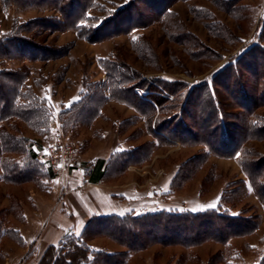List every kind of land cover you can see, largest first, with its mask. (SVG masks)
Returning <instances> with one entry per match:
<instances>
[{"label":"rangeland","instance_id":"1","mask_svg":"<svg viewBox=\"0 0 264 264\" xmlns=\"http://www.w3.org/2000/svg\"><path fill=\"white\" fill-rule=\"evenodd\" d=\"M90 1L92 6L83 24L88 29L97 28L113 15L119 17L131 0ZM143 1L147 2V6L140 7L145 10L143 22L134 15L136 10L133 18L119 17L111 25L119 27L118 33L103 41L90 42L80 38L74 30H61L34 39L41 46L57 49V58L37 61L27 57L0 59L1 71L20 75L17 86L23 96L20 101L24 104L37 102L44 112V121L36 126L17 118L0 123V136L4 130L23 138L22 151L26 150L17 154L0 151V264H39L44 254L39 259L34 241L37 236L41 237L46 247L47 241L53 240L57 229L48 225L54 217V208L59 204L65 206L67 198L73 199L80 191L90 195L96 190L110 193L109 199L122 208L135 203L131 205L136 206L132 215L154 211L194 213L214 210L221 205L230 209V214H242L258 225L252 234L233 238L225 245L207 243L187 249L153 244L129 253L126 264H264L263 194L252 188L241 165L244 159L263 163L264 139L253 136L241 146L246 134L237 131L241 133L237 136L232 130L231 139L242 151L231 157L209 153L207 145L200 143L204 139L201 135L198 136L199 143L192 139L186 144L177 142L156 125V120L157 123L162 121L164 115L148 98L153 94L168 102L174 101L173 93L161 82L167 85L183 82L191 86L206 83L213 88L212 77L229 61L256 44L264 49V0ZM169 1L168 12L159 19L155 15L157 10ZM229 1L236 4L235 13L222 9V4ZM151 3L157 8L153 10ZM41 18L61 20L60 14L50 8H6L0 1V36L7 34L14 23L25 24ZM134 23L140 25L133 27ZM26 35L31 36L30 33ZM198 51L203 53L201 57L195 56ZM107 60L123 63L153 86V91L135 89L136 94L155 106L153 123H149L143 110L127 101L126 96L120 98L107 90L108 75L104 64ZM254 65L247 66V72H244V82L250 88L256 82L255 74L262 72L259 62ZM250 67L255 71L254 75ZM218 94L221 106L229 116L228 124L234 125L233 129L242 127V118L234 120L231 116L243 111L232 103L224 87ZM77 97L79 99L71 107H66ZM83 103L91 109V114H83ZM254 115L257 119L251 116L248 121L264 125V121H259L264 119V106ZM51 142L58 143L61 148H71L73 159L66 172L55 173L51 169L53 177L48 178L44 176L47 172L44 165L38 162L43 172L38 181L11 184L4 180L2 158L24 162L28 150L39 147L44 150ZM133 150H139L134 156L136 162L126 168L119 167L118 154ZM98 161L104 162L105 176L99 183L92 184L88 172ZM227 195L231 199L223 200ZM213 202L217 207L208 208L207 205ZM93 218L90 217L87 224ZM6 231L11 234L4 235ZM80 235L69 231L62 240ZM88 244L93 251L125 252L105 237L91 236Z\"/></svg>","mask_w":264,"mask_h":264},{"label":"trees","instance_id":"2","mask_svg":"<svg viewBox=\"0 0 264 264\" xmlns=\"http://www.w3.org/2000/svg\"><path fill=\"white\" fill-rule=\"evenodd\" d=\"M0 1L6 8L16 7L21 10L50 8L60 14L61 20L41 18L25 24L14 23L7 34L0 36V59H22L27 57L32 61L47 60L59 56L57 49H48L41 46L39 41L34 40L37 36L50 35L61 30H74L80 38L90 42L103 41L118 33L119 27L117 25L112 27L111 25L119 17L130 16V18H133V11L136 10L137 12L134 15L138 16L140 23L143 22L141 20H144L145 10L140 7L141 5L147 6V2L143 0H131L121 10L119 17L113 15L97 28L88 29L83 24L88 19V10L92 6L90 0ZM171 1L163 3L158 10L156 9L157 14L155 15L159 19L168 12ZM151 5H153V10L157 8L156 4L151 3ZM235 5L232 1L225 2L222 4V9L232 14L237 11ZM156 19L158 20V18ZM132 25L136 27L140 24L134 23ZM111 30H113V33L109 34ZM27 33H30L31 36L26 35ZM194 54L196 57H201L203 53L198 51ZM256 62H259L262 72L255 74V71L250 67L252 75L255 74L256 81L254 86L250 88L247 82H244V72L250 64L254 63L255 67ZM104 64L108 75L107 86L110 89L106 87H103V89L109 90L112 95H119L120 98L126 96L127 101L142 109V113L146 115L149 123H153L155 106L152 102L141 98L135 93L136 88L153 91V86L148 85L146 80L140 79L136 72L123 63L107 60ZM19 81V73L0 70V123L11 118H17L33 122V126L39 125L44 121L43 108L37 102L24 104L20 101L23 96L18 91ZM156 81L161 82L160 80ZM161 83L173 93L175 96L174 101L168 102L166 99L153 94H150L151 97L148 98H151L154 104L160 107V113L164 115L162 121L157 123L156 120V125L162 133L172 140L186 144L192 139L193 142L199 143L200 137L198 138V136L201 135L204 139L203 141L200 140V143L203 142L207 145L209 153L231 157L235 156L236 153H240L242 151L240 147L249 141L251 137L254 136L258 140L264 139V125L258 124V121L254 123L248 121L251 116H255L254 118L257 119V115L254 114L260 107L264 106V49L260 45L256 44L246 50L214 74L212 77L213 88L206 83L201 84V86H191L183 82L170 85L164 82ZM223 87L232 103L243 111L242 114L237 113L231 116L234 120H238V117L242 118L244 124L238 129H233L234 125L228 124L229 116L226 115L218 99V90ZM82 105L83 114L92 113L91 109H87L84 103ZM259 121L262 122L264 119ZM232 130L236 131L235 134L237 131L246 134L243 141L240 142V144L243 142L241 146L232 141ZM194 131L198 134L195 135ZM241 133H237V136ZM0 141V151L2 153L17 154L26 152V150L22 151L24 148L23 138H18L1 130ZM37 149L42 148L28 150L24 162L9 161L2 158L1 161L4 165L1 170L4 180L11 184H20L38 181L42 178L43 172L37 165ZM136 151L139 150L118 154L116 161L118 160L119 167L126 168V166L135 163ZM262 161L263 163L260 160L244 159L241 165L244 172L249 176L252 188L263 194L264 201V160ZM41 166L47 170L44 176L52 178L51 167L47 164ZM103 166L104 162L98 161L94 169L88 172L91 183H99L104 179L105 172L101 170ZM262 179L263 181H260ZM230 199L231 196L228 195L223 198V200ZM229 210L220 205L214 210L194 213L188 211H154L124 217H94L87 224L79 238H69L67 236L58 245L50 246L39 264H126L129 253L143 250L153 244L180 246L187 249L207 243L225 245L233 238L252 234L258 227L257 223L250 218H245L242 214L232 215ZM1 224L0 222V229L2 230ZM3 234L9 235L11 232L6 231ZM91 236L92 238L105 237L124 248L125 252L109 254L103 251H93L88 244Z\"/></svg>","mask_w":264,"mask_h":264},{"label":"crops","instance_id":"3","mask_svg":"<svg viewBox=\"0 0 264 264\" xmlns=\"http://www.w3.org/2000/svg\"><path fill=\"white\" fill-rule=\"evenodd\" d=\"M101 170H103V168ZM87 193L88 192L86 191H80L77 193V195L73 196L74 201L73 199H71V197L67 198L68 200H66L65 206L59 204V206H56V208H54V217L50 218L48 225L50 226V224H52L57 229L56 235L54 236L53 240L47 241L46 247L43 246L41 237L37 236L34 241L38 251L39 259L44 254L46 248L52 245H58L65 233L71 231L74 233H79L80 235L85 228V225L87 224V220H89L90 217H105L113 215H117L120 217V213H124L123 216H125L134 212L133 209H136V206H131L135 205V203L131 202V204L127 205V208H125L124 206L122 208L120 205L118 206L117 204H115V201L109 199V197H112L110 193H105L101 190H96L94 194L91 193L90 195H88ZM94 202H97L98 204L96 203L95 205ZM84 208L87 210H84Z\"/></svg>","mask_w":264,"mask_h":264},{"label":"built area","instance_id":"4","mask_svg":"<svg viewBox=\"0 0 264 264\" xmlns=\"http://www.w3.org/2000/svg\"><path fill=\"white\" fill-rule=\"evenodd\" d=\"M36 159L47 164L55 173L66 172L73 159L70 147L61 148L58 143L51 142L46 149L37 151Z\"/></svg>","mask_w":264,"mask_h":264},{"label":"snow or ice","instance_id":"5","mask_svg":"<svg viewBox=\"0 0 264 264\" xmlns=\"http://www.w3.org/2000/svg\"><path fill=\"white\" fill-rule=\"evenodd\" d=\"M93 26H95V25H93ZM135 39H136V37H133V40H135ZM46 99H50V98L49 97H46ZM78 99H79L78 97L77 98H74V101H70L69 102V105H67L66 107H71L72 104L75 102V100H78ZM37 151H38V149H37ZM149 195H151V193ZM217 199L219 200V197ZM207 207L208 208H216L217 207V203L216 202H213V203L207 205ZM120 215L123 216L124 213H120ZM233 215H235V213H233ZM76 235H79V233H76Z\"/></svg>","mask_w":264,"mask_h":264}]
</instances>
